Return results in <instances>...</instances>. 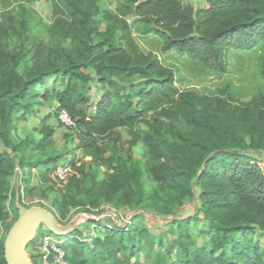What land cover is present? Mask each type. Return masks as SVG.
Here are the masks:
<instances>
[{
	"label": "trees",
	"instance_id": "1",
	"mask_svg": "<svg viewBox=\"0 0 264 264\" xmlns=\"http://www.w3.org/2000/svg\"><path fill=\"white\" fill-rule=\"evenodd\" d=\"M46 1L54 21L49 45L32 40L27 19L18 25L0 20V230L10 232L18 218L17 201L24 199L21 188L12 185L17 168L23 173V194L40 186L47 198L63 160L53 153L18 156L15 124L36 114L40 99L56 103L57 119L61 110L69 113L79 149L91 159L89 169L71 163L65 193L55 200L60 217L78 207L81 196L86 213L103 205L135 213L125 226L88 219L87 228H99L97 237L84 239L79 228L63 236L61 246L71 264L100 259L145 264L140 257L145 242L154 264H264L259 238L264 236V96L240 106L178 92L173 69L158 54L145 53L133 36V31L152 35L162 55L176 52L215 73L225 71L220 60L226 51L262 48L264 77V0H206L208 6L198 8L184 0H119L114 9L104 0ZM94 90L101 96L88 112L82 106L91 104ZM157 96L162 104L154 108ZM149 110L154 115L148 119ZM119 127L128 129L132 146L143 144L144 163L104 153L99 139ZM42 133L47 139L53 130ZM34 172L37 186L24 177ZM191 201L197 203L194 213L176 217L175 210ZM172 215L166 246L139 226L141 216ZM196 231L204 239L201 245ZM44 235L43 229L28 248L37 251ZM32 258L40 261L38 253ZM0 264H8L2 239Z\"/></svg>",
	"mask_w": 264,
	"mask_h": 264
},
{
	"label": "rangeland",
	"instance_id": "2",
	"mask_svg": "<svg viewBox=\"0 0 264 264\" xmlns=\"http://www.w3.org/2000/svg\"><path fill=\"white\" fill-rule=\"evenodd\" d=\"M186 3L192 4L193 7L198 8L206 4V0H184ZM111 8H116L119 5V0H104ZM0 20H8L10 23L18 25L20 20L27 19L30 26L31 38L35 42H42L49 45L51 42V26L53 25V18L51 16V6L46 0H38L36 2H24L22 0H0ZM129 22H133V17H129ZM105 27V22L103 28ZM133 36L145 52H153L158 54L160 60L165 66L173 69L176 74L175 88L178 92L194 91L200 95L209 97H221L227 99L230 103L240 106L249 105L253 100L260 99L264 96V77L261 75L263 49L257 48L252 51L238 52L234 50L226 51L223 59L220 60V65L225 69L223 73H215L205 69L198 63L182 60L180 55L176 52L168 55L160 53V41L156 37L142 36L133 31ZM53 41V40H52ZM13 47V41H11ZM54 47V46H53ZM122 84H127V80H120ZM52 86V85H50ZM44 92V88L40 89ZM101 94L95 90L92 93L91 104L82 106L88 112L95 110L96 103L99 101ZM35 106L36 114L29 115L25 121H17L15 124L14 134L21 142V149L18 156L25 155L27 158L36 159L48 154H57L63 157L59 165H68L71 167L72 162L78 165L83 164L88 169L90 168L91 159L83 155L82 150L79 149V140L77 133L60 125L59 120L54 115L56 108L55 102L40 100ZM153 107L156 108L162 104V99L157 96L152 101ZM146 118H153L154 110H149L145 113ZM144 128L143 125H139ZM52 129L51 137L44 139L42 133L45 129ZM131 138L128 129L124 127L117 128L114 132L101 137L99 139L100 146L104 153L109 155L114 151L121 156L132 158L136 161H145V147L142 143L134 146L130 143ZM0 145V149L3 150ZM73 171V170H72ZM16 175L12 179L14 190L19 188L23 202L17 201L21 213H18V218L10 229L15 228L16 224L21 220L22 214H28L36 209L43 210L44 214L38 215L34 221L28 226L26 241L28 245L41 235L42 230H51L67 234L70 230L79 228L84 232V239L97 237L100 235L99 228L86 227L87 220L93 219L95 221H102L108 226H124L135 215L134 212L127 208H121L118 212L111 205H103L100 209L94 210L93 213H86L85 199L83 196L79 197V206L71 208L69 215L66 218L60 217L61 207L55 204V200L60 198L65 193L64 184L57 181L54 173L52 175L55 180V185L52 187V192L47 193V198L42 196L41 187H37L34 191L28 194H23L24 181L23 173L19 168L16 170ZM25 180L30 181L31 186L38 185L37 172L32 176L24 175ZM30 178V179H29ZM89 185V179L84 181V189ZM197 203L195 201L187 202L185 206L175 210L176 217L182 219L186 218L196 210ZM182 217V218H181ZM175 218L172 216H141L139 226L146 228L149 231V239L153 237H161L164 246L167 245L171 237L170 220ZM71 232V231H70ZM5 230H0V239L5 243L9 237ZM59 242L65 241L63 236L54 235ZM41 237V236H40ZM197 242L201 245L204 242L203 237H200L196 231ZM34 238V239H33ZM257 238V237H256ZM264 245V236L260 237ZM145 242V241H144ZM34 244H37L34 243ZM27 245V246H28ZM159 247L154 244V252ZM150 244L142 243L141 260L145 264H154L155 255L149 250ZM37 255L35 247L30 248L27 252ZM123 257V255H121ZM36 262L31 264H41L37 258ZM91 264H110L102 259Z\"/></svg>",
	"mask_w": 264,
	"mask_h": 264
},
{
	"label": "built area",
	"instance_id": "3",
	"mask_svg": "<svg viewBox=\"0 0 264 264\" xmlns=\"http://www.w3.org/2000/svg\"><path fill=\"white\" fill-rule=\"evenodd\" d=\"M58 120L64 127L68 129L74 128L76 125L69 113L64 109L60 111ZM72 173L73 171L70 167H68V165H60L55 170L54 175L57 181L66 185ZM130 221L131 219L129 222ZM129 222H127L126 225ZM58 233L59 232L57 231L45 230V235L36 246L37 253L40 256L41 264H71L66 258L65 250L61 246L62 242H59L54 236L58 235Z\"/></svg>",
	"mask_w": 264,
	"mask_h": 264
},
{
	"label": "water",
	"instance_id": "4",
	"mask_svg": "<svg viewBox=\"0 0 264 264\" xmlns=\"http://www.w3.org/2000/svg\"><path fill=\"white\" fill-rule=\"evenodd\" d=\"M42 214H44V212L41 209H36L28 214H22L21 220L11 231L5 243V254L8 264H31L25 252L28 245V240L26 241L28 237L27 230L34 219ZM51 230L55 231L54 229ZM58 235L65 236L66 234L58 233Z\"/></svg>",
	"mask_w": 264,
	"mask_h": 264
},
{
	"label": "crops",
	"instance_id": "5",
	"mask_svg": "<svg viewBox=\"0 0 264 264\" xmlns=\"http://www.w3.org/2000/svg\"><path fill=\"white\" fill-rule=\"evenodd\" d=\"M191 5H192V4H191ZM207 6H208V4H207V2H206V4L203 5V6H201V7H207ZM18 207H19V206H18ZM19 208H20V207H19ZM19 213H21L20 210H19ZM9 233H10V232H9ZM9 233H8V234H9ZM33 239H34V238H33ZM5 243H6V242H5ZM28 246H29V245H28ZM28 246L26 247V251H25L26 254H27V252L30 250V249L28 248ZM27 256H28V254H27ZM32 257H33V254H30V257H28V261H29V262H31V260H32V262H33V258H32Z\"/></svg>",
	"mask_w": 264,
	"mask_h": 264
}]
</instances>
